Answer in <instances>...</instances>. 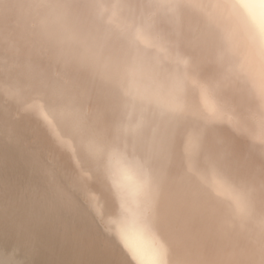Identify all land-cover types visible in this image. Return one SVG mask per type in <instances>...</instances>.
<instances>
[{
    "label": "bare ground",
    "instance_id": "bare-ground-1",
    "mask_svg": "<svg viewBox=\"0 0 264 264\" xmlns=\"http://www.w3.org/2000/svg\"><path fill=\"white\" fill-rule=\"evenodd\" d=\"M0 264H264V0H0Z\"/></svg>",
    "mask_w": 264,
    "mask_h": 264
}]
</instances>
